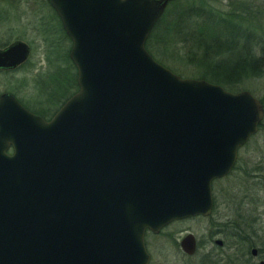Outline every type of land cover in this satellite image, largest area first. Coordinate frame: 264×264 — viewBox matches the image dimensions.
<instances>
[{
	"label": "water",
	"instance_id": "95a60500",
	"mask_svg": "<svg viewBox=\"0 0 264 264\" xmlns=\"http://www.w3.org/2000/svg\"><path fill=\"white\" fill-rule=\"evenodd\" d=\"M170 1L46 0L77 90L47 121L0 95V264H147L145 230L211 212V183L263 109L248 91L182 78L149 55ZM28 52L13 42L0 69Z\"/></svg>",
	"mask_w": 264,
	"mask_h": 264
},
{
	"label": "trees",
	"instance_id": "16d2710c",
	"mask_svg": "<svg viewBox=\"0 0 264 264\" xmlns=\"http://www.w3.org/2000/svg\"><path fill=\"white\" fill-rule=\"evenodd\" d=\"M178 1L167 4L145 41V50L157 63L182 78L205 80L233 93L244 91L242 84L264 77V5L229 0L227 9L220 11L208 0H190L186 5L177 4ZM174 5L177 6L172 8ZM50 13L47 39L58 38V45L49 41V48L54 47L56 58L61 59L49 61L54 64L51 77L55 78L54 86L65 93L50 107L49 86L42 84L41 92H47L49 107L45 110L48 116L43 117H49L77 90L75 69L67 51L60 56L58 50L59 43L65 45L67 38L56 24L55 14ZM155 48H159L161 56L154 54ZM170 58L191 72L183 73L167 65L164 60ZM258 99L264 111V90Z\"/></svg>",
	"mask_w": 264,
	"mask_h": 264
},
{
	"label": "rangeland",
	"instance_id": "374dc122",
	"mask_svg": "<svg viewBox=\"0 0 264 264\" xmlns=\"http://www.w3.org/2000/svg\"><path fill=\"white\" fill-rule=\"evenodd\" d=\"M228 1L229 0H208L210 4H213L216 8L218 7L220 11L227 9ZM237 1H239V3L241 1H251L254 6L258 7L264 5V0H231V2L235 3H238ZM189 2L190 0H179L177 4L186 5ZM176 6L177 5H174L172 8ZM250 6L252 5L250 4ZM1 19L5 21L0 24V37L8 33L11 37L17 36V38L23 39V41L29 44L31 55L27 62L14 74L0 75V92L6 90L11 91L24 104L40 110V107L35 104V101L37 102L39 98L42 99V97H44L42 95L44 92H41L42 84H46V86H49L50 91L49 95L51 102H49V105L50 107L55 105L56 101L65 93L54 86V84L56 85V81L53 76L51 77L54 64H49V61L61 60L60 58H56L57 56H55L53 50L54 47L49 48V41H51V44L57 42L58 45V38L51 40H49L50 38L47 39V33L50 32L49 27H47V30L44 29L42 25L30 15L26 17H24V15L19 16L18 12H11L8 8L1 14ZM257 28L262 29L263 25H259ZM58 48L60 52H63V50L65 52L67 46L66 44L59 43ZM154 54L161 56L159 48H155ZM170 59L171 60H164L167 65L173 66L174 69L183 73L191 72L189 67L184 66L172 58ZM64 66L66 67V65ZM38 77L40 78L36 84L35 80ZM241 88H244V91H248L258 99L264 90V77L247 82V84H242ZM260 124L263 126L262 129L258 127L253 138L251 137L252 139L250 138L251 140L249 139L250 141L238 150L236 164L231 173L222 180H216L211 183L213 209L210 216L208 218H197L179 222L171 226L173 229L192 230L202 239L205 236L208 237L206 234H209L211 229H222V225H224V229H226L225 231L227 233H235L233 229V227H235L234 225L238 226L237 223H239L240 227H242L243 225H241V223L243 219L247 226L243 227L242 235L249 237L255 246L264 243V213L260 216V221L258 222L257 219L254 218L255 205H258L260 211L264 212V111L263 119ZM254 173H258L260 179L254 178L252 176ZM226 222L231 225L227 226ZM216 237H218V239H221V237L223 238L222 235H217ZM226 237L229 236L227 235ZM232 241L230 237L229 240L225 242ZM246 243H248L247 240L244 244ZM248 245L249 244H246L244 246ZM166 247L168 249L167 252H162L159 249L155 250V248L151 246L148 247L152 258V264H198L199 262L200 251H198L197 255L195 254L191 258L182 260V256H180L177 251L175 252L171 247Z\"/></svg>",
	"mask_w": 264,
	"mask_h": 264
},
{
	"label": "flooded vegetation",
	"instance_id": "af4514ba",
	"mask_svg": "<svg viewBox=\"0 0 264 264\" xmlns=\"http://www.w3.org/2000/svg\"><path fill=\"white\" fill-rule=\"evenodd\" d=\"M8 8L11 10V12H14V13L18 12L19 16L24 15V17H26L27 15L28 16L30 15L33 19L35 18V20L39 22L42 25V27L46 30H47V27H49L48 24H49V16L51 14L50 12L52 11V13L55 14L54 11L50 8L48 3L46 2V0H0V24L5 21L4 19H1V14L4 11H6ZM55 17H56V20H55L56 24L59 25L60 29L62 30L61 24L56 14H55ZM65 37L67 38L66 35ZM15 41H21L28 46L29 52H28L27 59L25 60L23 64L15 67L14 69H10V70L0 69V75L14 74L27 62V60L29 59L31 55V48L28 43L23 41V39L21 38H17V36L11 37L8 33H5L3 36L0 37V50L5 49L6 47H8L10 44H12ZM66 46L68 48L65 49V52L67 51L66 53L68 56V51L70 48V41L68 38H67ZM58 50L60 49L58 48ZM65 52L64 50L62 53L60 52L59 53L61 54L60 56H64ZM39 78L40 77H38L35 80V83L38 81ZM1 94L11 95L27 111H29L30 113L36 116L41 117L43 120H45L44 118L47 117V116L43 117V115L45 114V110H48L49 108L48 102H47V97H48L47 92L42 94L44 96L42 97V99L39 98L37 102L35 101V104H37L40 107L39 108L40 110L32 108L30 105L24 104L11 91H7V90L2 91L0 92V95ZM56 111H54L51 115H49V117H47L48 118L47 120H49ZM45 115H47V113ZM253 136L254 135H252L251 137L253 138ZM249 139L247 140V142L251 140ZM236 160H237V156H236ZM235 164H236V161H235ZM235 164L233 168L235 167ZM233 168L231 169V171L233 170ZM231 171L226 176L216 179V180H222L223 178L227 177L231 173ZM252 176L256 179L258 178L260 179L258 173H254ZM211 195H212V187H211ZM259 208L260 207H258V205H255L254 207V218L257 219V222L260 221L259 218L264 213L260 211ZM212 209H213V197H212ZM210 214L211 212L207 216L198 215L194 217L184 218L181 220L171 221L167 223L166 225H164L163 227H161L156 233H152L149 230H145L143 234V245H144V249L147 254V257H148L147 264H152L151 254L149 253V250H148L149 246L154 247L155 250L159 249L162 252L168 251L166 246H168V248L171 247L175 250V252L177 251L179 255L182 256L181 257L182 260L191 258L195 254L197 255L198 251H200V259H199L198 264H264V243L260 244L259 246H255V244L249 237L242 235L243 234L242 232L244 229L243 227L247 226V224L243 221V219L241 223V225H243L242 227H240L239 223H237L238 226L234 225L235 227H233V229L235 230V233H232V234L227 233L225 231L226 229H224L225 228L224 225H222V229L221 228L211 229L210 233L206 234L208 237L205 236L202 239H200L198 235H196L192 230H189V229L175 230L171 227L174 224H177L182 221H188V220H193L197 218H208ZM226 225L229 226L231 224L226 222ZM217 235H222L223 238L221 237V239L220 238L218 239V237H216ZM227 235L229 237H226ZM230 237L232 238L233 241L225 242L226 240H229ZM185 239L187 240L185 241ZM246 240L248 241V243H246V244H249L248 246H244L246 245L244 244ZM189 243L193 245L191 252H188L190 250Z\"/></svg>",
	"mask_w": 264,
	"mask_h": 264
}]
</instances>
